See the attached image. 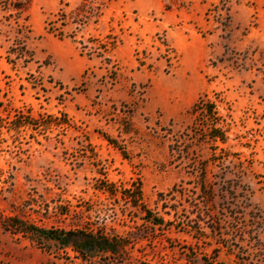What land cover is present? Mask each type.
I'll return each instance as SVG.
<instances>
[{"label": "rangeland", "instance_id": "374dc122", "mask_svg": "<svg viewBox=\"0 0 264 264\" xmlns=\"http://www.w3.org/2000/svg\"><path fill=\"white\" fill-rule=\"evenodd\" d=\"M13 220L121 236L128 257ZM0 264H264V0H0Z\"/></svg>", "mask_w": 264, "mask_h": 264}, {"label": "trees", "instance_id": "16d2710c", "mask_svg": "<svg viewBox=\"0 0 264 264\" xmlns=\"http://www.w3.org/2000/svg\"><path fill=\"white\" fill-rule=\"evenodd\" d=\"M23 10L24 5L22 3H16L14 5V13L17 18L20 17ZM55 15H58L57 20L60 17L62 18L61 24L64 25L66 15L65 10L61 7ZM57 20L50 19L47 21V24L50 25L48 30L53 31V25L57 22ZM59 29L61 31L62 28ZM214 110L215 106L209 103H207L203 108V111L209 117L216 113ZM207 136L208 139L212 141H226L224 133L220 131L215 123L209 126ZM101 190L110 195L119 196L121 199L129 202L133 207H141V209L145 212V219L153 225H165L163 218L153 217L150 210L144 208L142 203L143 191L140 184H132L131 187L119 191L115 188V185L111 183L110 186L103 187ZM13 222L15 223L11 224V226L15 227L16 232L29 234L33 241L39 242L40 240H43L47 242H54L59 245L60 248L65 250V252L70 249L76 256H80L84 259H92L97 256H108L113 258L120 257L124 259L128 257L129 242L126 238L121 236H111L94 228L81 227L75 229H44L39 228L34 224L26 226L27 224L21 220H13Z\"/></svg>", "mask_w": 264, "mask_h": 264}]
</instances>
